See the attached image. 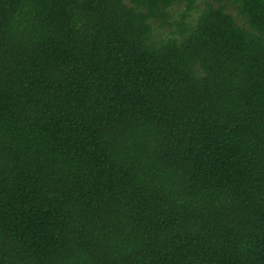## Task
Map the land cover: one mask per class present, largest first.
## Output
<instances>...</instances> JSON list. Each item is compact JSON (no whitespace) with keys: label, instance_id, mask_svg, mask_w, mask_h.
<instances>
[{"label":"trees","instance_id":"1","mask_svg":"<svg viewBox=\"0 0 264 264\" xmlns=\"http://www.w3.org/2000/svg\"><path fill=\"white\" fill-rule=\"evenodd\" d=\"M0 264H264V0H0Z\"/></svg>","mask_w":264,"mask_h":264},{"label":"rangeland","instance_id":"2","mask_svg":"<svg viewBox=\"0 0 264 264\" xmlns=\"http://www.w3.org/2000/svg\"><path fill=\"white\" fill-rule=\"evenodd\" d=\"M183 9V6H180V7H175L174 8V13L173 14H178L179 11H181ZM233 14L236 15L237 12L233 11ZM175 29L174 28H170V27H165L163 30H160V31H157V35L158 37H165V35H167V37H175ZM174 34V35H172Z\"/></svg>","mask_w":264,"mask_h":264}]
</instances>
